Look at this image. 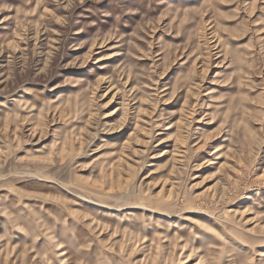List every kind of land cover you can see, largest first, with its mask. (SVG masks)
Returning a JSON list of instances; mask_svg holds the SVG:
<instances>
[{
  "label": "rangeland",
  "instance_id": "obj_1",
  "mask_svg": "<svg viewBox=\"0 0 264 264\" xmlns=\"http://www.w3.org/2000/svg\"><path fill=\"white\" fill-rule=\"evenodd\" d=\"M0 264H264V0H0Z\"/></svg>",
  "mask_w": 264,
  "mask_h": 264
}]
</instances>
